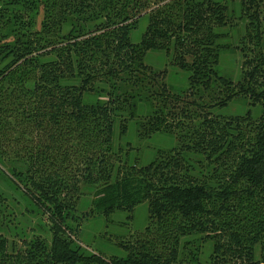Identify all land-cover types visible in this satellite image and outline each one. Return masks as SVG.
I'll list each match as a JSON object with an SVG mask.
<instances>
[{
  "label": "trees",
  "instance_id": "1",
  "mask_svg": "<svg viewBox=\"0 0 264 264\" xmlns=\"http://www.w3.org/2000/svg\"><path fill=\"white\" fill-rule=\"evenodd\" d=\"M241 5L248 23L234 82L217 72L227 47L221 1L3 0L0 173L11 163L17 189L48 214L52 240L16 248L0 232V264H185L183 239L203 234L212 264H264V0ZM150 50L173 51L188 87L175 91L166 70L147 65ZM236 98L259 105V117L213 112ZM141 102L153 111L140 125L148 136L180 138L145 165L114 149L117 120L125 135ZM82 183L95 187L93 209L106 216L148 202L145 230L121 244L126 256L76 244L70 221ZM4 202L0 194V228Z\"/></svg>",
  "mask_w": 264,
  "mask_h": 264
},
{
  "label": "rangeland",
  "instance_id": "2",
  "mask_svg": "<svg viewBox=\"0 0 264 264\" xmlns=\"http://www.w3.org/2000/svg\"><path fill=\"white\" fill-rule=\"evenodd\" d=\"M228 7V23L219 28L224 32L220 41L227 47L220 55L217 72L237 82L242 72L243 56L239 45L244 43L248 20L241 17L242 0H218ZM3 0H0L2 5ZM263 6V5H262ZM263 24L264 28V6ZM42 16L37 19V28H40ZM147 17H143L137 30L131 34L133 42H139L147 26ZM145 63L156 71L166 70V82L175 91L185 89L189 85V73L176 67L173 64V51L150 50L145 56ZM97 94L87 95V102H94ZM149 106V105H148ZM141 102L138 108V116L128 118V130L125 135L120 133V120L118 119L114 130V149L121 151L127 162L145 165L157 158L159 150L171 149L178 146L179 134H152L148 136L141 124L148 122L152 109ZM252 111L256 119L261 114V107L251 106L249 99L236 98L224 108H214V113L224 115H246ZM4 171L0 173V194L5 202L3 206V225L0 232L6 236L11 247L23 248L25 241L29 242L36 237L46 239L48 243L52 240L51 221L48 214L38 208L27 196L17 189L16 184L11 180V163H4ZM208 170V168H206ZM95 187L81 184L79 198H77V210L74 212L75 219L70 221L73 228V238L81 249L86 252H95L105 257L110 255L126 256L127 252L121 246L122 243H132L145 230L149 222L148 202L141 203L132 211L117 210L109 216L96 212L93 209L92 199ZM204 235H194L183 239V246L186 240L188 244L181 255L186 260L185 264H212L210 254L213 250V241L205 239ZM258 247V246H257ZM259 247L257 253L259 254ZM198 254L196 261L191 257ZM257 254V256H258ZM188 261V262H187Z\"/></svg>",
  "mask_w": 264,
  "mask_h": 264
}]
</instances>
